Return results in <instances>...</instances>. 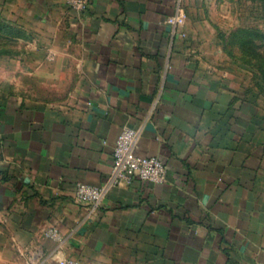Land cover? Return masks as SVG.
<instances>
[{"label": "crops", "instance_id": "obj_1", "mask_svg": "<svg viewBox=\"0 0 264 264\" xmlns=\"http://www.w3.org/2000/svg\"><path fill=\"white\" fill-rule=\"evenodd\" d=\"M48 7L0 69V237L25 264H264V149L236 136L233 82L166 23L182 0ZM183 5V4H182ZM187 30L188 25H187ZM124 127L167 181L111 187ZM57 226L60 245L43 236ZM1 247V246H0Z\"/></svg>", "mask_w": 264, "mask_h": 264}, {"label": "rangeland", "instance_id": "obj_2", "mask_svg": "<svg viewBox=\"0 0 264 264\" xmlns=\"http://www.w3.org/2000/svg\"><path fill=\"white\" fill-rule=\"evenodd\" d=\"M188 13L190 52L203 66L233 82L235 133L250 138L249 149H264V0H182ZM70 6L69 0H0V20L15 29L0 30L1 51H16L19 38L42 36L48 7ZM248 30H252L247 32ZM10 39V41L8 40ZM7 245L0 237V248ZM25 256L0 253V264H25Z\"/></svg>", "mask_w": 264, "mask_h": 264}, {"label": "built area", "instance_id": "obj_3", "mask_svg": "<svg viewBox=\"0 0 264 264\" xmlns=\"http://www.w3.org/2000/svg\"><path fill=\"white\" fill-rule=\"evenodd\" d=\"M70 6L83 12L89 6L88 0H69ZM166 23L178 29L183 38L187 37L188 13L180 3L176 12L165 19ZM140 131L132 127H124L119 134L113 150V166L107 181L102 185L79 182L75 196L78 201L88 203L92 209L99 207L103 198L111 187L130 184L134 179L150 183H165L167 181V168L165 162L158 156H141L135 152ZM43 236L62 244L64 234L57 226L44 230ZM60 264H83L81 260L62 256Z\"/></svg>", "mask_w": 264, "mask_h": 264}, {"label": "trees", "instance_id": "obj_4", "mask_svg": "<svg viewBox=\"0 0 264 264\" xmlns=\"http://www.w3.org/2000/svg\"><path fill=\"white\" fill-rule=\"evenodd\" d=\"M10 29H15V27H13L12 25H10L9 23H7V22H5L4 20H0V30H2V31H5L6 32V30H10ZM16 30V29H15ZM249 31H252V30H248L247 32H249ZM250 33V32H249ZM9 41H10V39H8ZM10 51H1V53H3V54H6V53H9ZM3 54H1V55H3Z\"/></svg>", "mask_w": 264, "mask_h": 264}]
</instances>
